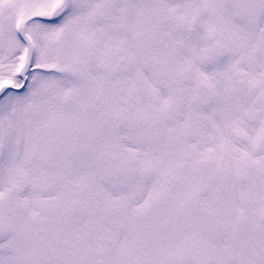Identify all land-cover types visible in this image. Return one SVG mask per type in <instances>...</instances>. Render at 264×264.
Wrapping results in <instances>:
<instances>
[{
  "label": "snow or ice",
  "instance_id": "1",
  "mask_svg": "<svg viewBox=\"0 0 264 264\" xmlns=\"http://www.w3.org/2000/svg\"><path fill=\"white\" fill-rule=\"evenodd\" d=\"M0 264H264V0H0Z\"/></svg>",
  "mask_w": 264,
  "mask_h": 264
}]
</instances>
